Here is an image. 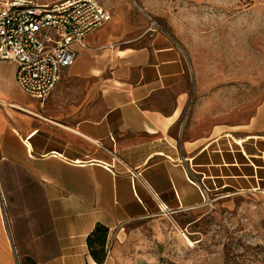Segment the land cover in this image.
<instances>
[{
	"label": "crops",
	"instance_id": "1",
	"mask_svg": "<svg viewBox=\"0 0 264 264\" xmlns=\"http://www.w3.org/2000/svg\"><path fill=\"white\" fill-rule=\"evenodd\" d=\"M133 5L73 45L43 101L0 60V264H100L98 224L107 245L164 209L206 206L204 186L264 201V100L246 115L205 101L182 47Z\"/></svg>",
	"mask_w": 264,
	"mask_h": 264
},
{
	"label": "rangeland",
	"instance_id": "2",
	"mask_svg": "<svg viewBox=\"0 0 264 264\" xmlns=\"http://www.w3.org/2000/svg\"><path fill=\"white\" fill-rule=\"evenodd\" d=\"M99 1L112 12L135 3L157 20L184 50L205 101L246 115L264 100V0ZM109 243L118 248L113 264H264V201L237 195L159 213Z\"/></svg>",
	"mask_w": 264,
	"mask_h": 264
},
{
	"label": "built area",
	"instance_id": "3",
	"mask_svg": "<svg viewBox=\"0 0 264 264\" xmlns=\"http://www.w3.org/2000/svg\"><path fill=\"white\" fill-rule=\"evenodd\" d=\"M139 9L148 22V31H164L157 20ZM110 18V11L99 0H61L52 4L0 0V60L15 62V79L21 90L43 101L74 62L73 45L85 46L86 34ZM204 191L205 205H213L218 198H211L205 186ZM0 210L3 213L2 202ZM110 250L107 242V255Z\"/></svg>",
	"mask_w": 264,
	"mask_h": 264
},
{
	"label": "trees",
	"instance_id": "4",
	"mask_svg": "<svg viewBox=\"0 0 264 264\" xmlns=\"http://www.w3.org/2000/svg\"><path fill=\"white\" fill-rule=\"evenodd\" d=\"M108 234V228L98 224L87 238L91 255L93 259L100 264H102L106 258V241Z\"/></svg>",
	"mask_w": 264,
	"mask_h": 264
},
{
	"label": "bare ground",
	"instance_id": "5",
	"mask_svg": "<svg viewBox=\"0 0 264 264\" xmlns=\"http://www.w3.org/2000/svg\"><path fill=\"white\" fill-rule=\"evenodd\" d=\"M166 211V209H164ZM208 211V210H207Z\"/></svg>",
	"mask_w": 264,
	"mask_h": 264
}]
</instances>
